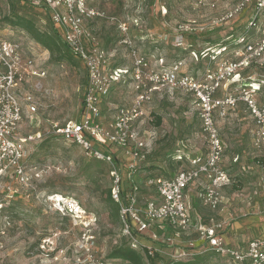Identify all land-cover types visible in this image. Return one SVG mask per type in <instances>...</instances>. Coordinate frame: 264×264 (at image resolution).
Listing matches in <instances>:
<instances>
[{
	"label": "rangeland",
	"instance_id": "obj_1",
	"mask_svg": "<svg viewBox=\"0 0 264 264\" xmlns=\"http://www.w3.org/2000/svg\"><path fill=\"white\" fill-rule=\"evenodd\" d=\"M240 1L230 0L211 10L198 6L193 0H94L93 6L104 14L103 18L89 25L99 48L110 55L111 63L116 67L130 71L122 83L113 85L110 95L104 100L102 122L112 123L117 107L131 105L134 97L131 79L134 51L154 62L163 60L162 68L181 62L184 73L199 76L209 67L213 56L217 60L222 58L215 50L229 44L233 40L231 37L241 29L246 31L249 23L247 13L237 21L213 26L215 18ZM19 19L31 21L44 34L51 32L52 23L45 12L25 5L22 0H0V38L19 41L27 54L39 59L48 71L47 77L37 83L40 90L31 85L23 87L22 93H31L38 109L30 114L26 107L19 129L21 137L40 136L27 147V164L29 167L37 165L41 177L35 181L33 190L23 189L11 177L0 181V264H77L81 234L85 232L95 237V253L108 259L116 248L127 244L121 235L120 219H116L107 200L113 187L112 167L90 160L79 146L55 134L57 127H63L69 121H80L88 83L87 72L81 61L74 59L63 46L62 53L67 57L62 63H57L50 51L18 25ZM263 23L264 16L261 27ZM179 37L185 38L184 45L178 44ZM249 75L264 76V68L254 66L242 72V77ZM258 98L264 102V94ZM152 101L147 109L153 118L152 127L144 129L152 128L156 141L144 173L166 178L189 166L186 160L181 164L179 158L206 154L207 143L201 132L199 108L191 96L183 92H165L155 95ZM245 109L244 117L233 113L230 123L228 119H218V124L230 139L233 149L230 153L240 156L239 162L233 165L225 157L224 166L233 183L231 188L243 192L247 200L256 190L264 193V173L252 156L250 131L255 122ZM158 117L161 118L160 126L156 125ZM112 152L117 156L121 154L117 147H112ZM122 174L124 186L130 190L128 171L125 169ZM138 183L142 187L140 202L145 205L155 194ZM200 184L204 185L202 179L196 183ZM53 196L77 200L84 211L83 219L75 225L70 215L59 211L61 208L50 199ZM195 207L209 220L219 219L203 204ZM238 208L240 204L236 206ZM153 230L157 231L160 239L154 243L158 249L157 257L152 260L154 264L184 260L174 258L175 250L185 248L190 242L196 245L199 242L196 233L175 232L165 224H156ZM146 235L144 244L152 243L149 233ZM198 250V259L203 258L204 264H219V261L231 264L221 256Z\"/></svg>",
	"mask_w": 264,
	"mask_h": 264
},
{
	"label": "built area",
	"instance_id": "obj_2",
	"mask_svg": "<svg viewBox=\"0 0 264 264\" xmlns=\"http://www.w3.org/2000/svg\"><path fill=\"white\" fill-rule=\"evenodd\" d=\"M193 1L212 10L230 0ZM92 2L94 0H22L25 5L45 12L52 27L87 72L80 121H69L65 126L57 127L55 134L79 146L90 160L112 167L111 198L119 206L121 235L133 250L154 256L158 253L154 243L160 240L157 231L153 230L154 225L165 224L175 232L196 233L199 242L205 243L204 252L221 256L231 264H264V238L252 240L245 248L232 249L221 233L227 224L219 221L205 225L195 221L185 200L187 190L202 179V203L210 211L218 212L224 204V189L233 185L231 176L222 166L229 145L220 133L217 114L227 117L243 104L256 123L254 148L264 152V102L258 98L264 92V76L242 77V72L254 66L264 68V23L262 27L260 25L264 0H241L213 20V26L218 27L237 21L245 13L249 15L245 33L231 37L233 40L229 44L215 50L222 58L217 60L213 56L209 67L199 76L184 73L181 62L162 68L163 60L154 62L134 51L131 77L134 97L130 106L117 107L112 123L101 120L103 102L113 85L122 83L130 71L116 67L111 63L110 55L99 48L89 25L104 14ZM184 41L185 38H178L179 45H184ZM225 54L229 55L225 57ZM42 65L39 59L27 54L19 41L0 38V181L11 177L27 190H33L35 181L41 177L37 165L29 167L27 164V147L40 136L19 135L26 107L30 114L38 109L34 96L23 94L22 89L31 85L40 90L37 83L48 75ZM165 92H183L195 100L208 150L206 154L186 157L189 166L167 178L144 175L137 169L139 164L149 161L156 141L152 128L144 129L153 122L147 111L148 104L153 102L155 95ZM112 147L120 149L121 154L117 156ZM183 160L179 158V161ZM261 168L264 173V166ZM125 169L132 186L130 190L124 186L122 172ZM138 182L155 194L145 205L140 202L142 187ZM60 197L62 200L54 201V204H58L59 211L70 215L77 225L84 217L81 204L74 198ZM147 233L152 243L144 244ZM81 237L77 264H126L121 259L99 257L95 253V237L87 232ZM169 246L173 244L169 243ZM175 251V259L195 257L200 253L194 242Z\"/></svg>",
	"mask_w": 264,
	"mask_h": 264
},
{
	"label": "crops",
	"instance_id": "obj_3",
	"mask_svg": "<svg viewBox=\"0 0 264 264\" xmlns=\"http://www.w3.org/2000/svg\"><path fill=\"white\" fill-rule=\"evenodd\" d=\"M231 1L234 2L235 0H231ZM263 94L264 92H262L259 95L261 96ZM244 107L245 106L243 104H240L238 109L235 110L234 112L229 113L227 117H221L217 114L216 115L217 124H218V119H228L227 121H229L230 123L231 122L230 119L233 117L232 116L233 113L235 116L241 115L244 117L245 116L243 114ZM218 127H219V124H218ZM219 130H220V133L222 134L223 139L229 145V151L226 153V155H228V158L225 155L226 160H230L228 162H230L231 165L238 163L240 160V156L233 155L230 153L233 150L230 139L224 133H222L220 127H219ZM255 130H256V124L254 123V126L250 131L252 132V145H251V148L253 149L252 156H253V159L255 160V164L258 165L260 170H262L261 168L262 166L258 164L259 163L258 161L262 160V162H264V152H260L254 148L253 142H254V136L256 133ZM153 150H154V147H153ZM153 150L151 151L152 153L150 154V156L153 154ZM225 157L222 162V166L224 170H226L224 166ZM180 163L183 164L184 161H181ZM186 163L188 162L186 161ZM226 172L228 173L227 170ZM176 174L177 173L170 174V176L168 177H173ZM147 175H150V174H147ZM203 189H204V186H201V184L200 185L195 184L191 186L186 192L185 200L187 201L188 207L190 209V213L195 221L199 223H205V225H211L214 222L218 223L219 221L226 223L227 226L224 227L221 233H222V236L227 246L232 249L245 248L252 240L258 239V238H264V205H263L264 204V193H261L256 190L246 200L243 192L233 191L231 187H227L224 189V192H223L224 204H223L222 209L218 212L211 211L210 213L213 215H217L219 219L216 220L214 218H210L209 220L202 213H198L195 207L197 205L203 204L201 200V194L203 192ZM239 197H241V199H239ZM238 204H240V209L239 208L236 209V206H238ZM203 245H205V243L198 242L196 247L197 249H202ZM219 264H225V262L219 261Z\"/></svg>",
	"mask_w": 264,
	"mask_h": 264
},
{
	"label": "trees",
	"instance_id": "obj_4",
	"mask_svg": "<svg viewBox=\"0 0 264 264\" xmlns=\"http://www.w3.org/2000/svg\"><path fill=\"white\" fill-rule=\"evenodd\" d=\"M37 11V10H36ZM18 25L21 26L25 31L28 32L40 45H42L45 49L50 51L51 54L56 58L57 63H62L63 60L66 59L67 54L64 52L62 53V46L65 47L69 52L70 50L65 45L63 38L60 37L59 33L52 27L51 32L47 33H40L36 28L35 25L31 21H27L24 19H19ZM244 29H241L239 32L240 34H244ZM237 33L236 35H238ZM233 34L229 35L232 36ZM233 35V36H236ZM71 53V52H70ZM74 57V55L72 54ZM75 59V57H74ZM152 114V113H151ZM157 126L161 124V118H157ZM152 124V123H151ZM152 126V125H151ZM261 166H264V162L258 161ZM147 162L141 163L138 166L139 172H144L147 170L146 164ZM148 190V189H147ZM152 192V191H151ZM108 203L110 207L114 210L116 219H119V206L118 204L114 203L111 198V191L108 195ZM211 255H215L213 253H207ZM157 257V254L154 256H150L149 254H142L136 250H133L130 245L127 243L125 245L119 246L116 248L115 251L112 252L111 256L108 259H115V260H123L126 264H154L155 262L152 261ZM199 256L186 258L184 260H171L169 264H204L205 262L202 259H198ZM152 261V262H149Z\"/></svg>",
	"mask_w": 264,
	"mask_h": 264
},
{
	"label": "bare ground",
	"instance_id": "obj_5",
	"mask_svg": "<svg viewBox=\"0 0 264 264\" xmlns=\"http://www.w3.org/2000/svg\"><path fill=\"white\" fill-rule=\"evenodd\" d=\"M50 199L53 200V201H61L62 200V198L60 196H53Z\"/></svg>",
	"mask_w": 264,
	"mask_h": 264
}]
</instances>
